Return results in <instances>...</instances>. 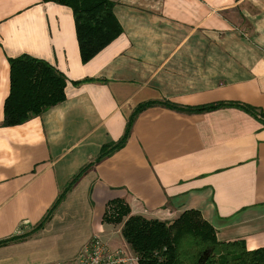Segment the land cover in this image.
Returning a JSON list of instances; mask_svg holds the SVG:
<instances>
[{"label": "crops", "instance_id": "crops-1", "mask_svg": "<svg viewBox=\"0 0 264 264\" xmlns=\"http://www.w3.org/2000/svg\"><path fill=\"white\" fill-rule=\"evenodd\" d=\"M110 1L122 32L83 64L70 8L0 0V264H24L14 249L32 246L35 256L38 241L68 222L86 229L75 257L105 226L120 233L122 224L102 220L115 216L113 200L131 216L165 222L196 210L219 242L264 248V125L233 107H147L124 146L94 164L47 216L70 179L121 139L140 104L239 103L264 115V0ZM21 55L63 74L65 100L1 127L8 60Z\"/></svg>", "mask_w": 264, "mask_h": 264}, {"label": "trees", "instance_id": "trees-1", "mask_svg": "<svg viewBox=\"0 0 264 264\" xmlns=\"http://www.w3.org/2000/svg\"><path fill=\"white\" fill-rule=\"evenodd\" d=\"M71 9L75 34L83 64L91 60L122 32L113 14L110 0H42ZM9 93L3 105L1 127L26 123L65 100L66 79L47 62L21 55L8 60ZM163 105L177 111L205 113L233 107L250 114L264 125V115L256 108L239 103H216L195 108H180L169 103L146 102L138 105L130 115L121 139L101 147L93 162L82 167L59 194L49 215L68 195L74 185L94 165L120 150L130 135L136 116L153 105ZM108 207L113 218L103 215V222L122 224L120 235L140 264H264V248L248 251L242 241L219 242L214 229L196 210L183 212L171 222L129 215L121 200H113ZM45 217L34 229L36 232L47 222ZM10 238L1 243L15 241Z\"/></svg>", "mask_w": 264, "mask_h": 264}, {"label": "rangeland", "instance_id": "rangeland-1", "mask_svg": "<svg viewBox=\"0 0 264 264\" xmlns=\"http://www.w3.org/2000/svg\"><path fill=\"white\" fill-rule=\"evenodd\" d=\"M72 222H68L66 226L38 241L39 249L35 256L31 255L32 246H21L14 249L12 252H21L22 258L28 259L24 264H58L68 263L74 259L78 250L77 241L80 238V233L86 232L83 226H74ZM118 227L108 226L103 228V233L100 235L101 241L108 245L112 250L127 246L122 239L120 233L117 232Z\"/></svg>", "mask_w": 264, "mask_h": 264}, {"label": "built area", "instance_id": "built-area-1", "mask_svg": "<svg viewBox=\"0 0 264 264\" xmlns=\"http://www.w3.org/2000/svg\"><path fill=\"white\" fill-rule=\"evenodd\" d=\"M124 248L112 250L94 236L80 249L73 260L58 264H140L139 258L127 246Z\"/></svg>", "mask_w": 264, "mask_h": 264}]
</instances>
